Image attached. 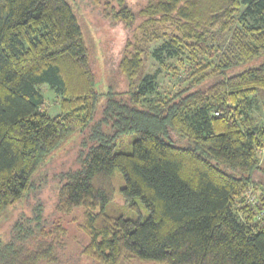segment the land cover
<instances>
[{
	"label": "trees",
	"instance_id": "trees-1",
	"mask_svg": "<svg viewBox=\"0 0 264 264\" xmlns=\"http://www.w3.org/2000/svg\"><path fill=\"white\" fill-rule=\"evenodd\" d=\"M86 2L141 32L118 62L126 91L108 90L101 103L70 2L0 0V220L41 187L50 153L88 128L58 175L55 208L82 209L81 251L92 263L264 264V127L250 112L264 63L233 73L264 57V0H145L137 10L128 0ZM166 24L175 33L161 32ZM145 52L173 78L170 90L160 93L159 69L143 73ZM41 84L59 94L58 113L43 109ZM125 135L130 151L116 147ZM116 170L130 212L141 202L146 216L106 211ZM41 205L0 233V264L59 261L65 229L44 220Z\"/></svg>",
	"mask_w": 264,
	"mask_h": 264
},
{
	"label": "rangeland",
	"instance_id": "rangeland-1",
	"mask_svg": "<svg viewBox=\"0 0 264 264\" xmlns=\"http://www.w3.org/2000/svg\"><path fill=\"white\" fill-rule=\"evenodd\" d=\"M75 9V14L78 23L82 29L83 37L89 51L90 65L95 76V89L99 93V102L101 103L108 90L112 91H126L127 81L125 76L118 69V62L123 54L124 45L127 39L131 41L136 38L139 39L141 32L137 29L125 28L121 21H111L105 19L100 14V8L94 7L86 0H68ZM145 0H128L131 7L137 10L143 5ZM161 32L175 33V30L169 24L161 25ZM135 33V35H134ZM136 42V41H135ZM145 49V47H143ZM161 54V53H160ZM143 73H153L159 69L158 72V86L160 93L165 90H170L173 87V78L170 77L165 68L160 66L155 61L152 55H147L145 52ZM264 63V57L250 61L243 64L233 73L239 72L247 67L256 66ZM232 73V72H231ZM38 90L42 93L44 98L43 109L49 114L54 115L59 112L58 100L59 94L47 84L38 85ZM251 115L256 125L264 127V91H259L255 96ZM88 128L79 130L67 136L60 148L53 153H50L36 173L37 182H41V187L36 189L34 193L25 196L22 201L13 206L12 214H6L4 220H0V233H5L17 215L21 212L28 213L29 209L35 204L41 205L44 220L48 223L59 224L65 229V234L59 237L61 245L56 247V254L59 261L57 263L39 264H94L82 253L83 246L87 243V237L80 230L79 224L83 221L82 209H74L69 214L60 213L56 210L55 205L57 201V189L59 184V173L66 171L74 165V153L77 150L80 141L86 135ZM117 140L116 147L118 150L130 151L132 135H125ZM264 148V145L261 149ZM264 152L259 151L261 157V165H264ZM35 175V176H36ZM258 182L256 192H264V172L256 171ZM113 183L115 187V196L111 203L106 207L109 214L118 215L123 214L131 218L144 217L148 211L144 205L139 202L137 209L130 212L125 201L121 196L120 189L124 185V178L121 172L116 170L113 174ZM252 190L247 191V202L253 204L256 193L253 196ZM255 197V198H254ZM38 199V200H37ZM257 199V198H256ZM36 200V202H35ZM121 264H164L149 260L131 259L123 261Z\"/></svg>",
	"mask_w": 264,
	"mask_h": 264
},
{
	"label": "built area",
	"instance_id": "built-area-1",
	"mask_svg": "<svg viewBox=\"0 0 264 264\" xmlns=\"http://www.w3.org/2000/svg\"><path fill=\"white\" fill-rule=\"evenodd\" d=\"M261 152H264V148H263V149H261Z\"/></svg>",
	"mask_w": 264,
	"mask_h": 264
}]
</instances>
